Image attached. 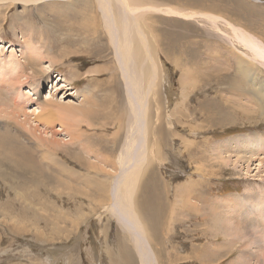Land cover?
<instances>
[{"label": "rangeland", "instance_id": "rangeland-1", "mask_svg": "<svg viewBox=\"0 0 264 264\" xmlns=\"http://www.w3.org/2000/svg\"><path fill=\"white\" fill-rule=\"evenodd\" d=\"M84 1H67L69 4L72 2L70 10L67 11L70 18V27L73 24L72 28L62 27L69 25V23H60V18H55L50 13V10H57L67 4L62 5V1H54L48 5L47 2L42 4L41 2L33 3L25 6L27 9L20 2L14 4L11 2H6L7 4L0 3V59H8L14 55V58L16 57L20 62L26 64L28 56H21L22 52L20 49L25 45L26 39L29 37L25 35L28 32V34H31L36 39L37 46L44 47V51L47 52L50 48L53 49L52 58L62 59L61 62L56 64L57 66L51 68L53 69L52 73H47V75L43 74L40 76V79H37V85L40 84L41 80L45 82V87L39 92L40 95L38 94V97H43V100L48 99V96H50L48 93L54 86L52 92V94L54 93L56 95L54 96V100L58 99L57 101L63 103L65 101L66 103H73L74 101L75 103H80L81 98L77 100L75 94V98L72 96L66 98L65 96H67V92L69 91L57 89L62 85L56 86V77L58 75H64L69 83H76L73 86L76 88H72L74 89L72 93L89 86L93 96H95L94 99L97 100L95 101L96 103L102 105L104 101L109 100V105H107L109 111L105 112H113L114 114L116 111L117 113L119 112L118 114L116 113V117L110 113V116H107V120L104 121L103 126L101 124L97 127L92 126L91 129L86 128V132L78 144L73 145L68 142L65 145L64 151L59 153L56 152V147H54L56 156L81 174L86 172V170L84 171L86 167L81 170L79 165L77 166L73 161H71L72 163L70 162V157L77 161V163L78 160L76 158H83L86 161L83 164L87 163L88 166L91 163L95 164L99 160L105 163L106 158L113 160L119 157L123 150L122 144L127 129L123 125L125 121H119L118 118L120 116L123 117V120H126L129 117L127 115L130 114L129 107L127 109L125 103L126 95L124 92L126 91V87L124 75L120 70L113 48L108 43V38L103 34L104 31L100 22L101 15L94 0L90 1L89 9H84V14H89L86 17L91 21V23H88V33L85 31L88 34V37L85 35L87 40L72 41V43L65 41L64 34L80 31V29H76L74 21L75 14L84 7ZM138 1L141 2V0ZM145 1L151 6L157 5L158 7H165L164 9H160L156 8V6V11L147 6L142 9L138 7L140 10L135 13L138 15L139 20L145 19V23L150 28L148 29V43L150 52L154 56L150 58V63L148 65L146 64L143 70H147V66L148 68L153 65L157 67V73L155 74L157 81L155 83L159 85V92L156 94L151 92L149 97L150 101L149 99L147 100L149 109L151 110L148 126L152 120V124L149 126L151 132H157L156 134L158 136L162 134L160 136L163 137V142L160 141L162 144L161 158L164 160L162 166H155L154 170L158 172L162 183H164V179L166 186L168 185L167 182L169 183L167 186L169 187L167 198L171 199V202L174 201L172 188L175 185L180 184L182 186V183L190 184L191 179L200 180L202 176L205 177L200 182H204L203 186L205 187L203 188L204 193L202 198L209 200V205L207 210H205V213H208H206L204 219L202 218L203 216L200 217L190 212H181L177 218L174 215V221L171 222V211L169 207L163 211L165 214L162 213L161 216L165 219L163 217L161 219L162 226L158 227L160 228L159 230L158 228L154 229L156 230V232L154 231L155 233L161 234L159 236L157 234L159 239L155 236L157 244H159L158 248H162L165 251L162 253L160 263L206 264L202 263V259L199 258L200 256L205 258L204 255L209 253L212 257L207 260H212L213 258L212 264H242V260H239V257L244 253V241L240 240L237 244L233 245L225 237L224 205L221 202L223 197H226L229 193L238 194L239 192L243 194L250 189L257 191L256 185L259 182L255 181L261 180V178L250 177L251 175L249 176L246 172L240 171L239 169L235 171L232 167L223 166L218 163V157L214 154L215 152L212 150V146L219 142V139L225 138L228 135H244L249 130H253L251 132L262 130L258 136L260 138H255L264 144V138L261 136L264 132V119H260L255 128L252 125L249 126V120L247 118H243L238 129L236 126L222 129L219 128L218 123H215V119L214 122L210 121V118L208 119L209 115L212 116L215 112L218 113V92H216V86L213 83L216 77L214 75L216 72L215 69L221 70L222 66L219 65L227 63L225 55L229 56L226 51H222L219 47L223 45L229 47L231 45H239L233 37L231 38L232 43L228 41L222 35L224 32L219 31L212 25V15L219 16L221 18V20H218L220 23L222 21L225 23L228 22L242 31H258L262 33L260 26L264 25V0ZM167 7L168 9L172 7L170 10L173 11L178 9L177 11L191 16L187 18L179 14L167 13ZM71 20H73V23ZM254 22L260 24V26L252 27L251 23L255 24ZM46 23L49 25H46L47 27L45 28L43 24ZM49 26L58 28L57 32H62L64 39L62 40V36L60 37L59 34L56 36L55 33L54 43L50 39L48 41L45 40L44 35ZM92 27L96 29L94 28L95 30H93ZM82 33L85 34L84 32ZM261 37L264 38V35H261ZM64 45L69 53H75L72 59L71 57L68 59L66 56L63 57L64 52L60 57ZM83 47L87 49L88 53H79ZM163 51H167L171 59H168ZM235 51H237L236 48ZM239 51L237 52L241 53V50ZM12 52L13 54H11ZM215 55L223 59L221 61L215 60ZM42 65H44L45 69L51 66L49 59H45ZM79 65L81 66L79 67ZM95 68L100 72H97L99 74L89 73L95 72ZM188 69L195 70V77L209 78L213 81L202 85L201 82L204 79H201L199 83L202 87L200 88L199 85L197 87L199 91L194 90L195 92H188L191 98L189 102L186 101V93L182 92V85L180 84L182 73H187L188 71L186 70ZM30 72L28 68L26 73L29 75L31 74ZM75 72L81 73V76L77 79L72 77V74ZM197 74H200V76ZM82 76H86V78L84 79ZM9 78L10 76L6 80ZM8 81L7 83H9ZM25 84L19 88L20 90H16L19 92L15 95L7 91L11 89V86L7 87L3 83L0 85V99L4 100L14 113L27 111L30 114L35 109V104L34 102L32 103L33 100L31 101L26 97V92L30 90V87L27 83ZM32 87L34 88V86ZM154 97L157 99L155 100ZM110 100L112 101L110 102ZM30 102L32 103L31 105ZM186 102L187 106L188 103H191V111L202 112L201 117L200 115H196L198 116V121L193 117V112H190L191 117L186 119L190 123V125L187 124L189 128L193 126L197 127L198 125L203 126V135L197 133L193 138L188 139L192 142H194L193 140L196 141L194 144V155H192L199 162L192 164L190 163L189 157L182 153L185 150L181 137L186 139L189 136L188 132L191 131L184 125L187 122L184 121V114L187 111L189 112V108L184 104ZM119 107H123L124 109H118ZM235 115L239 116L240 112L235 113ZM2 117L4 118V116ZM2 117L1 119H3ZM114 117L115 119L113 121ZM7 118L13 123L11 117L7 116ZM156 120H158L159 124H155ZM92 123L95 125V122ZM185 126L187 132L182 130V127L185 128ZM55 127L56 129L59 128L57 125ZM116 133L120 134L117 138ZM61 138L63 137L61 136ZM205 141H207V144ZM4 142L8 143L6 140ZM196 154H199V156ZM212 161L217 163V167L215 166L216 164H212ZM34 162H40V158L34 157ZM43 162L44 166L48 165L47 161ZM114 162L118 163L117 160H114ZM112 164L113 166L109 165V173L112 174L111 176L118 175L120 172L118 165L115 166L114 163ZM257 164L254 163L252 170ZM164 165L168 169L164 168ZM44 166L41 164L34 166L28 165L24 168L20 165L12 166L10 163L2 166V173L0 175V264H112L110 252L115 253L117 249L120 250L121 243L123 244L124 241L121 238L123 229L120 224L116 220H110L106 213L103 214V210L109 205L110 200L108 198L102 199L99 196L101 194L100 192L93 194L90 192L92 190L89 189L82 190L83 194H78L72 192L67 186L58 187L57 184L53 185L52 183H48L44 187L39 186L38 184H46V180L49 178L43 172ZM76 166L78 169H76ZM199 167H203L202 170L199 171ZM257 168L259 169V167H256L255 174L259 172ZM5 169L8 172L6 176L4 175ZM260 170L262 169L260 168ZM158 174H155L156 177L154 176L152 179L156 180L155 178L158 177ZM189 174H193V178L188 179L187 175ZM245 179H249V183H246L247 185L245 183L242 184L245 182ZM162 191L161 185H158L157 194L160 197H163V195L161 196ZM139 197L142 199L146 197L148 202H155L157 199L156 194L153 192H147V194L142 193ZM219 204L221 205L218 210L220 213L213 218L212 212L214 211L211 208H219ZM155 206L153 205L152 207ZM155 211L156 208H153V211L147 217L153 215ZM212 220L215 222L214 224ZM148 222L150 223L151 221L149 220ZM150 224L154 226L153 223ZM155 233L154 235H156ZM193 246L200 247L198 250L200 256L191 254ZM86 248H90L93 253L92 256L95 260L93 263H91L89 257L87 259V254L85 253ZM202 248L206 251L200 250ZM189 257L191 260L185 259ZM185 260L187 262H184ZM134 263L140 264L136 256ZM248 263L249 261L246 264Z\"/></svg>", "mask_w": 264, "mask_h": 264}, {"label": "bare ground", "instance_id": "bare-ground-1", "mask_svg": "<svg viewBox=\"0 0 264 264\" xmlns=\"http://www.w3.org/2000/svg\"><path fill=\"white\" fill-rule=\"evenodd\" d=\"M54 1H62V5L67 3L64 7L61 6L57 10H50V13L53 17L60 18V23H69V25L65 26L63 24L64 26H62L64 28H69L71 24L67 11L70 10L72 2L69 4V2H67L68 0H0V3L11 2L14 4L20 2L23 4V7H25L40 2L41 4L47 2L48 5L52 4ZM90 1L91 0H85L83 2L84 7L75 14V27L77 30L80 29V31L85 34L80 31H73L71 34H64L67 43H72V41L78 42L83 39L87 40L88 23H91V21L87 18L89 14H84V9H89ZM94 1L101 15L100 22L104 31L103 34L108 38V43L113 48L120 70L125 79V103L127 105L126 108L128 109L129 107L130 114H126L129 116L126 120H123V117L118 115V120L125 121L123 125H125V129H127L126 134H124L121 155L113 160L106 158L105 163L99 160L95 164L91 163L89 166L87 163L83 164L86 162L83 158H76V160H78L77 163V161L70 157V162L73 161L77 166L79 165L81 170L86 167L84 169V171L86 170L84 174L76 171L73 167L61 161L56 156V152L59 153L64 151L65 145L68 142L73 145L81 142L82 137L86 132V128L91 129L92 126L97 127L101 124L103 126L104 121L107 120V116H110L111 113L112 116L115 115L116 117L117 111L115 114L113 112H105L109 111L107 106L109 105V100L104 101L103 103L101 102L102 105L96 103L95 101L97 100L94 99L95 96H93L89 86L72 93L76 88L73 87L76 83H69L64 75H58L56 77V86L58 87L59 85H62L57 89L69 91L67 92V96H65L66 98H68V96L75 98V94L77 100L81 98L80 103H75L74 100L73 103H66V101L64 103L59 102L57 101L58 99L54 100V96H56L54 93L52 94L54 86L48 93L50 95L48 96L49 98L46 97L48 99L43 100V97H38V94L40 95L39 92L45 87V82L39 80L40 84L37 85V79H40V76L43 74L47 75V73H52L53 69L51 68L57 66L56 64L61 62L62 59L52 58L53 49L49 47V51H44V47H41L40 45L37 46L36 39H34L31 34H28V32L25 33L26 36H29L28 39L25 38V45L21 47V49L19 48L22 52L21 56H28L26 64L20 62L16 57L14 58V55L8 59H0V85L3 83L7 87L11 86V89H8L7 91L12 93V95H15L19 92L16 90L27 83L30 90L26 92V97L31 101L33 100L32 103L34 102L35 104V109L33 111L30 110L32 111L30 114H28L27 111L14 113L9 105L4 100L0 99V175L2 173V166H5L6 163H10L12 166L20 165L26 168L28 165L34 166L41 164L44 166L43 161H47L48 165L43 167V172H45L49 178L46 180V184H38L39 186L44 187L48 185V183H52L53 185L57 184L58 187L67 186L72 192L78 194H83L82 190L85 191V189H89L92 190L90 192L93 194H95V192H100L101 194L99 196L102 197V199L108 198L110 200L109 205L103 210V214L106 213L110 220H116L118 224H120L123 229L121 238L124 241L123 244L121 243L122 246H120V250L117 249L115 251L116 254L110 252V257H112L110 260L112 264H135V256L136 259L140 261V264H161L160 260L162 253L165 251H163L162 248H158L159 244H157V239L155 237L158 233H155L156 230L154 229L162 226L161 219L163 216L161 215L164 213L163 211L169 207V210L171 211V222L174 221V215L175 218H177L181 212H190L200 217L203 216L202 218L204 219L206 213H208H205V210H207L209 200L202 198L204 193L203 188L205 187L203 186L204 182H200L201 179H205V177L202 176L200 180L194 179V181L191 179L193 174L187 175V178L191 179L189 182L190 184L182 183V186L180 184L175 185L172 188L174 201L171 202V199L167 198V193L169 191V187L167 186L169 183L167 182L168 185L166 186L164 178V183H162L158 172L154 170L155 166H162L164 160L161 158L162 144L160 141L163 140V137L160 136L162 134H159L158 136L156 134L157 132H151L149 126L152 124V120L148 126L151 110L149 109L147 100L149 99L150 101L149 97L151 92L155 94L159 92V85L155 83V81H157L155 78L157 67L153 65L148 68L147 66V70H143L144 66L150 63V58L153 56L150 52V46L148 43V29L150 28H148V24L145 23V19L139 20L138 15L135 13L146 6L156 11L155 7L157 5L151 6L149 3H146L145 0H141V2L138 0ZM138 7H140V9H138ZM156 8L164 9L165 7L157 6ZM167 9L166 12L170 14H179L187 18L191 16L181 11H177L178 9L174 11L170 9L167 11ZM90 16L92 15L90 14ZM219 19L221 20L219 16L212 15V25H214L219 31L224 32L222 35H224L228 41L231 42V38L233 37L239 45H231V47L223 45L222 47H219L222 51H226L229 56L225 55L227 63L219 65L222 66L221 70L215 69L216 72L214 75L216 77L214 82L209 78L195 77V70L188 69L186 70L188 71L187 73H182L180 81L182 92L186 93V101L189 102L191 99L189 97L190 93L194 90H198V85L201 88L205 83L208 84V82H213L214 86H216V92H218V113L215 112L212 116L209 115L208 119L210 118V121L212 122H214L215 119V123L219 124V128L225 129V127L236 126L238 129L240 128L242 119L247 118L249 120V126L252 125L256 128L258 121L264 119V38L261 37V35H264V25L260 26V24H256L255 22V24L251 23L252 27L260 26L262 33H259L258 31H242L228 22L225 23L222 21L220 23L218 21ZM71 21L73 23V20ZM46 25L49 24H43L45 28L47 27ZM34 28H36V26H34ZM94 28L93 30L96 29ZM57 29L58 28L49 26L44 35L45 40L48 41L50 39V41L54 43V38L58 34L61 37L63 33L57 32ZM55 33L56 36L54 37ZM63 39L64 37L62 36V40ZM235 48L237 51L241 50V53L235 51ZM63 52V57L66 56L67 59L70 57L72 59L75 56V53L68 52L65 45L60 57ZM79 53H88V51L83 47ZM163 53L168 59L170 58L167 51H163ZM11 54H13V52ZM45 59H49L51 65L46 69L44 68V65H42ZM221 59L223 58L215 55V60L221 61ZM80 66L81 65H79V67ZM28 68L31 71V74L29 75L26 73ZM94 70L95 72L93 71L89 73H100L96 68ZM199 71L201 70L199 69ZM197 75L200 76V74ZM8 76H10L8 79L9 81L6 80ZM80 76V72L72 74V77H75V79ZM82 77L84 79L86 78V76ZM201 79H204V81L201 82ZM7 81L9 83H7ZM32 86H34V88ZM115 87L117 86L115 85ZM154 99L156 100L157 98L154 97ZM111 101L112 100H110V102ZM187 102L184 103L185 106H187ZM32 103L30 102V105ZM190 104L191 103H188L187 106L189 112L187 111V113L184 114V121H187L186 119L191 117L190 115L192 112L194 114V116H192L198 121V116L196 115H200L201 117L202 112L191 111L190 109L192 108L190 107ZM121 108L119 107L118 109ZM121 111L123 112V110ZM237 112H240L239 116L235 115ZM2 116H4V118ZM7 116L12 118L13 123L8 120ZM1 117L3 119H1ZM115 117L113 118V121ZM92 122H95V125H93ZM155 124H159L158 120H156ZM187 124L190 125L188 121L184 123L186 126ZM55 125L59 128L56 129ZM189 125L187 128H189ZM186 126L185 128L182 127L184 132H187ZM202 127V125L190 127L189 130L191 131L188 132L189 136L186 139L181 137L183 139V148L185 150L184 152L182 151V153L189 157L191 164L199 162V160L193 157L194 144L196 141H189V138H193L197 133L203 135ZM251 131L253 130L247 131L244 135L232 134L219 139V142L213 144L212 150L218 157V163L223 166L232 167L235 171L239 169L240 171L246 172L249 176L251 175L250 177L261 178V180L259 179L258 181H255L259 182V184L257 183L258 185H256L257 191L251 189L247 191L246 189L247 192L243 194H240L239 192L238 194L229 193L226 197H223L221 203L224 205L225 237L230 241V244L233 245L237 244L240 240L244 241V253L239 257V260H242L241 263L246 264L247 261H249L248 264H264V144L258 141L260 138H258V136L261 134L260 131L262 130ZM115 135L116 138L117 136H120L118 133ZM172 135L175 134L173 133ZM61 136L63 138H61ZM261 136L264 138V132ZM5 140L8 141V143H5ZM205 142L207 144V141ZM54 147H56V152ZM196 155L199 156V154ZM34 157H39L40 162H34ZM102 159L104 158L102 157ZM114 160H117L118 163L114 162ZM112 163H114L115 166L118 165V170H120L118 175L111 176L112 174L109 173V165L113 166ZM254 163H258V174H255L254 172L257 166L252 170ZM212 164H216L215 166L217 167L215 161H212ZM77 166L76 169H78ZM164 166V168H167L166 165ZM199 168L200 171L203 167ZM260 168L262 170H260ZM7 173L8 172L5 169L4 175L6 176ZM155 174H158V177L155 178L156 180L152 179L154 176L156 177ZM248 180L249 179H245V182L242 184H248ZM158 185H161V189L163 190L161 196L163 195V197H160L157 194ZM147 192H153L156 194L157 199L155 202H148L146 197L143 199L139 197L140 194H147ZM153 205L156 206L152 207ZM220 207L221 205L219 204V208H211V210L214 211L212 212L213 218L220 213L218 212ZM153 208H156L155 213L150 217H147L148 214L153 211ZM149 220L154 226L148 222ZM214 223L215 222L213 221V224ZM159 229L160 228H158V230ZM154 233L156 235H154ZM159 235L161 234H158V236ZM197 246L192 247L191 254L200 256L198 254L200 247L198 248ZM200 250L204 251L205 249L202 248ZM85 253L87 254V259L89 257L91 263H93L95 260L92 256L93 253L91 249L86 248ZM204 256L205 258H203V256H200L199 258L202 259V263H213V258L212 260H207L212 257L209 253ZM185 259L191 260L190 257ZM184 262L187 261L185 260Z\"/></svg>", "mask_w": 264, "mask_h": 264}]
</instances>
